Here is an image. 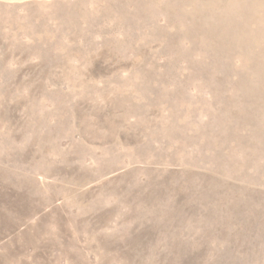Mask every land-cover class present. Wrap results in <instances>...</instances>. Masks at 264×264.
Returning <instances> with one entry per match:
<instances>
[{"label": "rangeland", "instance_id": "rangeland-1", "mask_svg": "<svg viewBox=\"0 0 264 264\" xmlns=\"http://www.w3.org/2000/svg\"><path fill=\"white\" fill-rule=\"evenodd\" d=\"M0 264H264V0H0Z\"/></svg>", "mask_w": 264, "mask_h": 264}, {"label": "bare ground", "instance_id": "bare-ground-1", "mask_svg": "<svg viewBox=\"0 0 264 264\" xmlns=\"http://www.w3.org/2000/svg\"><path fill=\"white\" fill-rule=\"evenodd\" d=\"M77 1V0H76ZM111 3V2H110ZM76 4V3H75ZM88 8H90V6L88 7ZM86 11H87V9H86ZM110 11V10H109ZM88 12V11H87ZM69 15V14H68ZM70 15H72V14H70ZM64 20V19H63ZM72 21V20H71ZM77 21V20H76ZM61 22V21H60ZM64 22V21H63ZM78 22V21H77ZM113 22V21H112ZM76 23V22H75ZM62 26V25H61ZM81 26V25H80ZM82 29V28H81ZM84 32V31H83ZM50 36V35H49ZM59 36V35H58ZM70 36V35H69ZM57 37V36H56ZM61 37V36H60ZM67 37V36H66ZM87 37V36H86ZM97 37H98V35H97ZM62 38V37H61ZM60 38V39H61ZM57 39H59V38H57ZM74 39V38H73ZM66 40V39H65ZM97 40V39H96ZM62 41V40H61ZM64 41V40H63ZM68 41V40H67ZM98 41V40H97ZM96 42V41H95ZM132 44V43H131ZM106 46V45H105ZM105 48V47H104ZM108 50V49H107ZM118 51H120V50H118ZM108 53V52H107ZM86 81V80H85ZM75 82H77V81H75ZM104 82V81H103ZM90 85H92V84H90ZM118 94V93H117Z\"/></svg>", "mask_w": 264, "mask_h": 264}]
</instances>
